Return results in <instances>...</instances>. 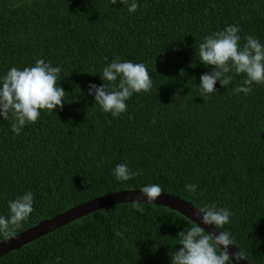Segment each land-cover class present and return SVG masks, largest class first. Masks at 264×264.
I'll list each match as a JSON object with an SVG mask.
<instances>
[{
	"label": "trees",
	"instance_id": "16d2710c",
	"mask_svg": "<svg viewBox=\"0 0 264 264\" xmlns=\"http://www.w3.org/2000/svg\"><path fill=\"white\" fill-rule=\"evenodd\" d=\"M136 2L130 14L110 0H0V77L44 59L61 68L57 87L65 91L62 108L41 110L19 135L11 114L0 117V216H9V201L32 193L33 211L16 235L101 195L156 184L197 209L227 208L230 222L220 230L250 264H264V83L234 94L245 77L230 72L227 86L217 81L216 92L201 96L200 76L213 68L198 55L204 37L228 25L239 27L241 46L248 36L264 45V0ZM117 58L144 64L153 86L114 118L88 86L111 91L119 78L109 84L100 75ZM117 164L141 175L117 181ZM142 206L143 213L117 204L88 214L0 264H170L178 233L193 223ZM7 238L0 234V242Z\"/></svg>",
	"mask_w": 264,
	"mask_h": 264
},
{
	"label": "clouds",
	"instance_id": "9594fccd",
	"mask_svg": "<svg viewBox=\"0 0 264 264\" xmlns=\"http://www.w3.org/2000/svg\"><path fill=\"white\" fill-rule=\"evenodd\" d=\"M117 3L128 5L127 11L130 14L138 8L136 0H131V3L129 0H110L111 5ZM239 32V27L228 25L223 31L204 37V41L200 43L199 62L213 68L211 72L200 76L201 96L216 92L217 81L222 87L227 86L232 80V76L228 75L230 72L243 74L245 77L242 85L232 90L234 94H250L253 84L264 83V45L248 36L241 46ZM191 66H195V63ZM60 72L59 66L53 67L44 59H37L34 66L24 67L22 70L12 67L0 77V117L8 120L11 114L13 133L19 135L26 124L35 123L41 110L53 112L55 108L63 107L65 91L60 86L57 87ZM100 78L109 84H114L119 78V83L111 91L105 83L88 86V94L94 96L95 104L103 112L111 113L114 118L126 111V101L134 93H147L153 86L144 64L121 62L118 58L103 68ZM113 173L117 181H128L141 175L139 169L133 172L126 164H117ZM185 189L193 196L199 195L195 184L185 185ZM139 192L146 202L142 203L138 198L132 202V206L137 212L143 213L145 209L142 205L153 204L163 190L159 185L150 184L141 187ZM8 208L9 216H0V234L5 238L13 236L15 229L33 211L32 193L26 192L9 201ZM198 214L203 225L215 226L219 231L207 233L194 222L191 227L178 233L177 244L181 247L172 253L170 264H229L228 249L235 242L229 232L220 229L230 222L231 212L213 204L200 207ZM116 235L123 237L124 233L117 231ZM231 259L239 262L246 260V255L239 250L231 254Z\"/></svg>",
	"mask_w": 264,
	"mask_h": 264
},
{
	"label": "water",
	"instance_id": "95a60500",
	"mask_svg": "<svg viewBox=\"0 0 264 264\" xmlns=\"http://www.w3.org/2000/svg\"><path fill=\"white\" fill-rule=\"evenodd\" d=\"M140 199V202L145 203L146 200L143 198L139 190L129 189L118 192L107 193L88 200L84 203L78 204L63 213H59L49 219L42 220L36 225L14 235L0 242V257L5 254L18 250L24 245L37 240L47 234L62 228L71 222L80 219L93 212L105 209L106 207L117 205V204H132L136 199ZM160 207L168 208L169 210L175 211L185 217L192 223H197L205 229L207 233L218 232L219 230L215 226H206L201 223V216L198 214L197 208H195L189 202L166 193H161L160 196L153 201V204ZM230 262L232 264H250L247 260H241L236 262L231 259V254L238 252V249L234 245L229 246Z\"/></svg>",
	"mask_w": 264,
	"mask_h": 264
}]
</instances>
